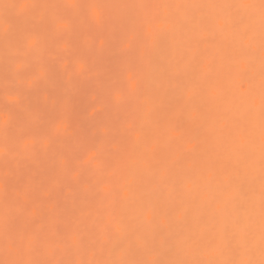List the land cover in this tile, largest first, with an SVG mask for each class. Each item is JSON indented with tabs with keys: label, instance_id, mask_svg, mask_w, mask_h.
I'll use <instances>...</instances> for the list:
<instances>
[{
	"label": "snow or ice",
	"instance_id": "1",
	"mask_svg": "<svg viewBox=\"0 0 264 264\" xmlns=\"http://www.w3.org/2000/svg\"><path fill=\"white\" fill-rule=\"evenodd\" d=\"M0 9L13 50L0 93V264H264V0H0ZM36 9L13 31V14ZM85 22L113 47L115 71L69 157L57 145L71 135V98L33 106L26 96L70 65L92 71L86 50L69 44ZM62 40L52 63L29 59ZM40 151L55 174L12 182L11 161ZM61 180L78 186L62 211Z\"/></svg>",
	"mask_w": 264,
	"mask_h": 264
},
{
	"label": "rangeland",
	"instance_id": "2",
	"mask_svg": "<svg viewBox=\"0 0 264 264\" xmlns=\"http://www.w3.org/2000/svg\"><path fill=\"white\" fill-rule=\"evenodd\" d=\"M72 2H74V0H72ZM64 3H68V2H64ZM114 15H116V14H114ZM94 36H95V31L91 30L89 32V34L85 38L82 37V38H84L83 40H82L81 37L72 38L70 40L69 44H70V46L72 48H74L76 45L79 44L78 42H80V45L82 46V49L86 50L84 59L88 60V59L94 57L97 54V51H98V49L100 47V45H99L100 41L99 40H95L94 41ZM80 45H78V46H80ZM65 47H66L65 43L61 44L60 42H59L58 45H51L49 48H46V50H47L46 53L47 54L45 53V48H44V54L45 55H44L43 58L45 59L46 55L47 56L49 55V57H52V54H51V49L52 48H56V49L62 50ZM104 47H108V48H105V49H109V50L113 49V47L107 46V45L104 46ZM112 52H113V50L110 51L108 53V55H106V53L103 52V53H105V55L107 57L106 58L107 60L105 61L106 63H105V65H103L104 69H101L102 70V74L104 72L105 75L101 74L96 79H93L94 78V76H93L92 81H89V79L87 80V76L91 75V73L90 72L89 73H85L84 75H81L79 77V78L84 77L85 79L82 78L81 79L82 81L78 79L82 83H80V85H77V87H76V83H75V81H76L75 77L76 76L73 73L72 67L70 65L69 66V70L67 72H65L62 76L60 74H58V72H53L52 74H50L47 80L42 81L40 83L38 90H36V91L33 90V91H31L30 93L27 94L26 103L31 104L33 106H35V105L42 106L41 103H40L41 92L44 91L45 93H50V91H51L50 88L51 87L55 88V89L58 88L57 90L59 92L55 90V92H57V93H55L53 91L55 94L51 93L52 95L49 97V100H52L55 96L57 97L60 94V91L61 92L62 91H66L68 96L71 99L73 98V100L71 101V103H72V112H71L72 127H71L70 131L74 132L76 127H78L79 124H80L79 119L82 116L87 115L88 113L90 114V112H92L94 107H98L97 99L103 94V91H104L102 85L106 81V77L109 76V74L112 75L114 73V71H113L114 70V66L112 65L113 64L112 61H113L114 57H113V53ZM0 53H1V51H0ZM59 55L64 57L65 58V62H67V61H71L73 54L70 53V52L60 51ZM45 62H47V60H45ZM52 62H53V60H48L47 63H52ZM88 62H90V61H88ZM111 62H112V64H111ZM110 64H111V66H110ZM111 71H113V73ZM69 72H71V81L72 82H71L70 85H67L64 80L66 79L65 77H66V75ZM2 76H1V78L3 80L4 76L3 77ZM2 80L0 79V92H1V89L3 88L2 84L4 83V80L3 81ZM78 80L76 82H79ZM90 80H91V78H90ZM12 83H14V81ZM12 83L9 86H14V84L12 85ZM52 84H54V85H52ZM89 100H90V103H92L91 104L92 107H86L85 104H84L85 101L89 102ZM25 119L26 118H24V111L23 110L18 111L17 112V116H16V123H23L25 121ZM89 122L91 123V121H89ZM83 132H85V133L87 132L88 133L89 131L87 129H84ZM67 139L68 140L66 141L65 145H63L61 147H58V151L62 152L63 154H65V155H67L69 157H72V156L75 155V152H76L77 138H72V136H69V138H67ZM0 143H2L1 137H0ZM64 143H65V141H64ZM50 153L51 152L44 153L43 151H40L39 153H37V154L32 156L33 158H35L36 162H38L40 164L39 170H37L34 173L35 177H36V180H39L40 175H42L44 173H50V171L46 168V165L48 164L47 160L50 159V157H51ZM11 167L13 169V174L11 176L12 182H16L18 180L26 179V178L29 177V173L27 171H28V168L30 167V165L28 164L27 160H25L23 158H20L19 160L13 159L11 161ZM0 170L2 171V175L0 177H2L3 173L5 171L4 157L3 156H0ZM64 183L65 182H63L61 184L60 191H64V189L66 188V187L63 186ZM75 186L76 185H73L71 190H74ZM58 199L60 200V203L62 205V199L61 198H58ZM2 253L3 252L0 251V255Z\"/></svg>",
	"mask_w": 264,
	"mask_h": 264
},
{
	"label": "bare ground",
	"instance_id": "3",
	"mask_svg": "<svg viewBox=\"0 0 264 264\" xmlns=\"http://www.w3.org/2000/svg\"><path fill=\"white\" fill-rule=\"evenodd\" d=\"M4 2H6V3H24V2H29V3H37V4H43V3H46V2H68V3H72V0H4ZM97 2H105V3H111V2H132V0H97ZM140 2H143V3H145V4H152V3H156V2H159V0H140ZM3 10L2 9H0V12H2ZM42 11V9H36V10H34V11H28V12H26V13H24V14H22V15H20V16H16L15 14H13L12 15V17H11V23H12V25H13V31H16V30H18V29H22V28H25V27H29L30 26V24H31V17L34 15V14H39V12H41ZM114 14H116V15H119V13L118 12H114ZM160 13H157V15H159ZM116 23L117 24H119V21H116ZM153 27L155 28V29H160L161 27H164L163 25H161L159 22H157L156 24H154L153 25ZM91 31V29H89V27H88V25H87V23L85 22V23H83V24H81V30H80V34H79V36L78 37H75V38H79V37H86L88 34H89V32ZM84 38H82V40L84 39ZM70 42V41H69ZM60 43L61 44H63V43H65L63 40H62V42L60 41ZM79 44L78 45H80V42H78ZM78 45H76L75 47H74V49H76V50H80V49H82V46L80 45V46H78ZM100 45V47H99V49H98V51H97V54L94 56V57H92V58H90V59H86V61H87V63L92 67V71L90 72L91 73V75H88L87 76V80L89 79V81H92V78H93V76H94V78L93 79H96V78H98V76L99 75H101L102 74V70L101 69H104L103 68V65H105V61L107 60L106 58V55H108V53L110 52V51H112V50H114V49H112V50H109V49H105V48H108V47H101V44H99ZM50 46H51V44H50ZM50 46H47V47H44L45 48V53H46V48H49ZM66 46V45H65ZM44 48H41V49H38V50H35V51H33V52H31L30 54H29V59L30 60H33V61H35V62H39V63H47L48 62V60H52V57H49V55L47 56H45V59L43 58L44 57ZM104 48V49H103ZM0 51H1V53H0V79L2 80V78H1V76L4 78L3 80H4V83L2 84V89H1V92L0 93H2V91H3V89H4V87H5V83H6V81H5V74H4V62H5V56H6V54L7 53H11L13 50H11V49H7L6 48V40H5V37L3 36V35H0ZM103 52H105L106 53V55H105V53H103ZM113 53V52H112ZM47 54V53H46ZM47 57V58H46ZM84 57H85V54H84ZM49 58V59H48ZM45 60H47V62H45ZM88 61H90V62H88ZM112 62H113V64H112ZM111 62V64L114 66V58H113V61ZM111 64H110V66H111ZM58 67H59V63H58ZM80 69V64L79 63H77L76 64V70L78 71ZM101 71V72H100ZM113 71H115V69L113 70ZM113 71H111L112 73H113ZM58 72V74H60L61 76L65 73L63 70H60V71H57ZM103 74H104V72H103ZM102 74V75H103ZM105 75V74H104ZM113 75V74H112ZM76 77V81L79 79V80H81L82 78H84V77H81V78H79L80 76H77V75H75ZM97 76V77H96ZM111 76V74H109V76H107L106 77V80L109 78ZM66 78V79H65ZM64 79V81H65V83L67 84V85H70L71 84V72H69L67 75H66V77H65ZM90 78H91V80H90ZM85 79V78H84ZM2 80V81H3ZM78 80V81H79ZM67 81V82H66ZM75 81V83H76V87H77V85H80V83H82L81 81H79V82H76ZM13 82V80L9 77L8 78V80H7V83H8V85H11V83ZM79 83V84H78ZM91 83V82H90ZM14 83H12V85H13ZM52 85H54V84H52ZM95 85V84H94ZM74 86V85H73ZM88 86V85H87ZM58 88H50V93H45L44 91H42L41 92V100H40V103H41V105L42 106H44L45 104H47V105H51V103H52V101H53V99L54 98H56V96L52 99V100H49V97L52 95L51 93H54L55 92V90L56 91H58L57 90ZM60 89V88H59ZM36 91V90H35ZM54 91V92H53ZM59 92V91H58ZM55 93H57V92H55ZM54 93V94H55ZM103 95V94H102ZM101 95V96H102ZM60 96H65V97H69L68 96V94H67V92L66 91H60V94L57 96V97H60ZM26 99H27V96H26ZM73 100V98L71 99V101ZM88 101V100H87ZM87 101H85L84 102V104H85V106L86 107H92V103H90V100H89V102H87ZM90 103V104H89ZM89 105V106H88ZM91 105V106H90ZM99 106V105H98ZM92 109V108H91ZM90 111V110H89ZM88 113V112H87ZM86 113V114H87ZM91 113V112H90ZM89 114V113H88ZM115 115H116V110L115 109H107L104 113H103V116H104V118H105V120H111V119H114L115 118ZM85 117H86V115L85 116H82L80 119H79V122H80V124H79V126L78 127H76V129H75V131L74 132H72L71 131V135L70 136H72V138H77V140L80 138V137H82L83 135H85V134H90L92 131H93V129L91 128V123L88 121V120H86L85 119ZM24 118H26V114L24 113ZM84 129H87L89 132L87 133H85V132H83V130ZM83 132V133H82ZM0 137H1V140H2V142H3V139H4V133H3V130H0ZM67 138H69V137H66V138H64V139H62L59 143H58V145H57V148L58 147H61V146H63V145H65L66 144V141L68 140ZM64 141H65V143H64ZM50 155H51V157H50V159H48L47 160V162H48V164L46 165V168L50 171V173H44V174H42V175H40V178H39V180H37V183H39L40 181H47L49 178H50V175H53V174H55L54 173V171H53V165H54V158H53V155H52V153H50ZM23 159H25V160H27L28 161V164L30 165V167L28 168V173H29V176H34L35 177V172L37 171V170H39V167H40V164L38 163V162H36V160H35V158H33L32 156H30V157H25V158H23ZM2 175V171L0 170V176ZM63 182H65L64 180H61V183L60 184H58L57 185V187H56V195H57V198H61L62 199V205H61V211L66 207V208H71V207H73V204H74V201H73V194H74V192H75V189H76V187H78L77 185L75 186V189L74 190H70L69 188H65L64 189V191H60V189H61V184L63 183ZM77 203H78V201H77ZM2 255V256H1ZM0 255V259H4V255H3V253Z\"/></svg>",
	"mask_w": 264,
	"mask_h": 264
}]
</instances>
